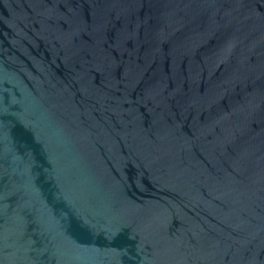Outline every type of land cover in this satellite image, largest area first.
I'll return each instance as SVG.
<instances>
[{"label": "water", "instance_id": "water-1", "mask_svg": "<svg viewBox=\"0 0 264 264\" xmlns=\"http://www.w3.org/2000/svg\"><path fill=\"white\" fill-rule=\"evenodd\" d=\"M0 264H264V0H0Z\"/></svg>", "mask_w": 264, "mask_h": 264}]
</instances>
